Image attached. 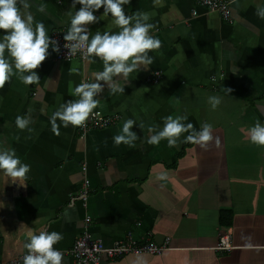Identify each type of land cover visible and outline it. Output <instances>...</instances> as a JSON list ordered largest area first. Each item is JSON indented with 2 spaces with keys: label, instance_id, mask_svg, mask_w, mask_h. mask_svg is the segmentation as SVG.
Segmentation results:
<instances>
[{
  "label": "crops",
  "instance_id": "0c3cea01",
  "mask_svg": "<svg viewBox=\"0 0 264 264\" xmlns=\"http://www.w3.org/2000/svg\"><path fill=\"white\" fill-rule=\"evenodd\" d=\"M198 2L125 5L129 15L149 13L150 31L161 46L149 51L151 64L130 74L124 92L105 87L99 95L93 112L119 115L116 125L91 129L82 139L85 121L65 126L57 119L54 131L50 120L61 104L78 99V84L103 70L99 57L61 62L50 48L35 69L38 81L29 85L13 76L0 87V141L31 165L24 186L0 173L1 262L23 264L25 230L19 228L27 224L36 232L62 233L55 247L64 254L63 264H73L70 251L85 232L108 247L129 236L139 243H170L158 255L104 256L102 264H264V145L250 136L257 121L264 124V19L257 15L264 0H237L231 22ZM79 7L73 0H31L26 11L51 35L67 32L68 13ZM90 28L92 35L119 30L110 14ZM210 96L220 98L216 108ZM18 115L30 116L34 131L19 129ZM168 115H186L185 123L198 131L211 124L212 140L201 147L185 142L188 133H182L175 146L167 139L149 144V127L159 130ZM129 118L137 122L139 139L135 146L117 145L113 137ZM221 211L233 212L230 228L221 226ZM221 235L230 236L233 249L217 250Z\"/></svg>",
  "mask_w": 264,
  "mask_h": 264
},
{
  "label": "clouds",
  "instance_id": "9594fccd",
  "mask_svg": "<svg viewBox=\"0 0 264 264\" xmlns=\"http://www.w3.org/2000/svg\"><path fill=\"white\" fill-rule=\"evenodd\" d=\"M73 4L80 7L74 14L68 13L71 20L69 30L64 33L66 41L64 47L75 53L86 46L88 56L99 57L103 61V70L96 72L91 82H82L75 87L73 95L78 99L61 104L52 113L50 120L54 131L57 119L65 126L69 123L78 126L86 121L99 105L98 97L105 87L113 93L124 92L130 74L140 70L142 65L151 64L152 57L149 51L161 46L160 39L150 31L154 25L148 22L149 13L140 11L131 15L126 13L125 5L131 4V0H73ZM30 8L31 0H0V29L5 30L0 36V87L13 76H18L24 84L29 85L38 81L40 75L35 69L51 55L49 49L57 53L60 51L59 41L48 34L45 24L34 23L33 14L26 11ZM101 8L104 11L97 16L96 13ZM108 14L119 30L96 31L92 35L90 25L98 23ZM257 15L264 19V7L257 8ZM68 42H71L70 46ZM209 102L216 108L221 100L217 96H210ZM163 119L164 125L159 130L156 127H149L148 131L151 133L147 138L149 144H159L161 140L167 139L169 147H172L177 144L182 133H188L183 138L185 142L207 147V142L213 138L212 125L209 123H204L198 131L191 122L185 123L188 120L186 115H168ZM31 123L30 116L16 117L19 129L34 131L29 127ZM134 125H137L136 120L127 119L119 133L113 137L114 142L117 145L125 143L135 146L139 136L133 131ZM139 127L143 128V124H139ZM250 136L253 143L264 145V124L257 121L250 128ZM30 170L31 165L17 155L15 148L0 141V173L11 178L12 183L24 186ZM19 229L25 230L26 251L23 255V264H63L64 254L55 247L63 239L61 232L46 230L36 232L27 224H22Z\"/></svg>",
  "mask_w": 264,
  "mask_h": 264
},
{
  "label": "built area",
  "instance_id": "2783aa9c",
  "mask_svg": "<svg viewBox=\"0 0 264 264\" xmlns=\"http://www.w3.org/2000/svg\"><path fill=\"white\" fill-rule=\"evenodd\" d=\"M237 0H199V5L209 12L217 13L221 16L223 21L231 22V14L233 6ZM195 15L197 12L194 13ZM65 30H55L51 33L55 39L59 41L60 51L55 52L57 61H73L78 60L85 62L90 56L86 54V46L82 50H77L75 53L69 51L64 47L66 41L64 40ZM69 46L71 42H68ZM159 73L155 75L153 81H157ZM120 120L119 115L106 116L101 112H93L86 119L81 126V138H85L86 133L93 129H105L116 125ZM90 182L87 180L83 185L82 199L84 202L88 199ZM90 218L87 219L89 221ZM170 243L167 242L163 246H158L150 242L139 243L133 237L129 236L126 240L116 243L112 246H106L102 240L93 238L88 232L83 233L74 243L70 256L73 264H102L103 257L106 256L110 260H117L128 255H158L164 251L170 250ZM233 249L231 245L230 236L221 235L220 242L217 246L218 251H229ZM0 264H19V260L1 262Z\"/></svg>",
  "mask_w": 264,
  "mask_h": 264
},
{
  "label": "trees",
  "instance_id": "16d2710c",
  "mask_svg": "<svg viewBox=\"0 0 264 264\" xmlns=\"http://www.w3.org/2000/svg\"><path fill=\"white\" fill-rule=\"evenodd\" d=\"M233 221L232 211H221L220 212V224L224 228H230Z\"/></svg>",
  "mask_w": 264,
  "mask_h": 264
}]
</instances>
